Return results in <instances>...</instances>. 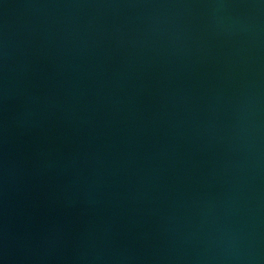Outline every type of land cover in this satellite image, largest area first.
<instances>
[{"label": "water", "instance_id": "1", "mask_svg": "<svg viewBox=\"0 0 264 264\" xmlns=\"http://www.w3.org/2000/svg\"><path fill=\"white\" fill-rule=\"evenodd\" d=\"M0 264H264V0H0Z\"/></svg>", "mask_w": 264, "mask_h": 264}]
</instances>
